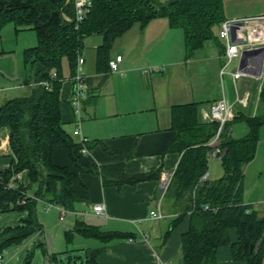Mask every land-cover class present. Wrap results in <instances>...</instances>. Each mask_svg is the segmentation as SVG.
<instances>
[{
    "label": "trees",
    "instance_id": "1",
    "mask_svg": "<svg viewBox=\"0 0 264 264\" xmlns=\"http://www.w3.org/2000/svg\"><path fill=\"white\" fill-rule=\"evenodd\" d=\"M74 13L73 0H0V34L5 26L14 24L16 32L30 30L37 39L35 46L22 52L24 68L30 73L26 81L31 86L30 91L0 106V130H8L11 151L10 165L2 170V175L6 181L16 173L27 172L29 177L27 186L19 183L16 189H6L0 184V212H15L21 216L18 224L0 228L1 253L6 247L20 245L34 234L42 233L37 215L40 201L73 211L75 203L81 200L73 189L76 171L96 172L95 166L85 162L82 145L64 130L60 111V93L66 77L64 60L72 78L86 38L93 35L103 38L96 52L99 73L110 69L109 52L117 38L134 25L146 27L156 18H166L170 27L183 30L188 59L209 41L219 43L220 52L224 54L225 46L218 36L221 24L227 19L224 0H167L163 3L96 0L78 27ZM53 71L57 73L56 79L50 78ZM44 81L50 83V89L40 84ZM260 104L261 115L238 112L225 124L220 135L224 175L203 183L200 180L209 170L210 142L219 124L201 120V103L176 105L172 109V127L177 135L171 150L182 156L166 195L183 207L167 234L190 214L189 229L181 238L184 264H214L218 249L226 244H230L234 260L263 264L264 217L243 204L242 185L244 167L254 159L260 129L264 127V79ZM237 122H245L249 128L248 134L238 139L231 132ZM59 149L68 151L76 171L55 163L54 154ZM157 174H140L130 181H146L156 178ZM120 180L126 181L125 178ZM29 194L37 199L27 197ZM21 201L25 203L19 204ZM231 229L237 231L235 243L230 242ZM77 235L104 245L135 237L133 233L103 231L82 219H77L73 228L65 231L67 245L73 243ZM38 245L51 264H60L63 253H49L44 243ZM103 250L85 251L84 256L69 254L67 260L69 264H97ZM30 257L27 256L26 264L31 262Z\"/></svg>",
    "mask_w": 264,
    "mask_h": 264
},
{
    "label": "crops",
    "instance_id": "2",
    "mask_svg": "<svg viewBox=\"0 0 264 264\" xmlns=\"http://www.w3.org/2000/svg\"><path fill=\"white\" fill-rule=\"evenodd\" d=\"M156 1L163 3L162 0ZM260 1L224 0L226 18L262 15L264 5L260 6ZM16 36V46L11 49L1 46L0 57L8 52L19 54L29 47L26 45L34 46L37 43L32 35L27 42L30 44L20 47L19 35ZM102 39L101 35H93L84 41L81 54L85 58V91L79 124L71 101L74 86L67 66L60 93L63 128L76 143L79 137H74L72 133L77 127L80 128L88 147V153H82L83 158L86 163L95 166L96 171H76L66 149H59L54 154L56 164L68 166L77 172L73 189L81 200L75 203L73 211L84 213V216L68 215L71 216L68 230L73 228L77 219H82L103 231L135 235L134 238L118 239L106 245L96 240L99 243L85 248L88 253L104 248L97 258V264H184L181 238L189 229L190 214L167 234L171 222L181 214L183 206L166 195L167 190L163 194V184L167 179L171 182L182 156L171 150L177 135L172 127V109L176 105L201 103V120L211 122L210 106L224 97L231 109V120L238 112L261 115L260 93L264 76L259 80L240 78L233 82V96L227 97L223 90L224 78L221 79L220 75L224 57L219 43L207 42L204 46L209 48L206 53H202L203 47L188 59L184 33L179 28L170 27L166 18L151 20L146 27L134 25L116 39L109 58L122 56L117 72L108 69L99 73L96 70V52ZM1 42H4L3 36ZM29 77L30 73L24 65L22 73L16 67H0V106L7 100L27 95L31 87L26 84ZM218 80L222 83V91L217 86ZM228 80L231 81V77ZM237 123L231 128L232 136L236 139L244 136L237 137L235 134L247 135L249 132L247 125L248 132ZM0 132L3 133V136L0 135L2 169L10 165L11 151L8 130L1 129ZM210 153L209 157H212ZM212 158L221 164L218 158ZM221 168L222 165L216 168L212 165L207 173L208 180L221 178L224 175ZM149 173L158 174L156 178L146 181H130L134 176ZM22 175V183L27 186L28 173L23 172ZM263 177L264 127L260 129L256 155L244 167L242 185L243 204L250 206L260 217H264ZM122 178L126 181H121ZM97 203L105 204L106 216L90 213L91 206ZM153 210L160 212L162 217H151ZM41 225L43 233L44 226ZM229 237L230 242L235 243L237 231L231 229ZM214 264L245 262L234 260L231 246L226 244L218 249Z\"/></svg>",
    "mask_w": 264,
    "mask_h": 264
},
{
    "label": "built area",
    "instance_id": "3",
    "mask_svg": "<svg viewBox=\"0 0 264 264\" xmlns=\"http://www.w3.org/2000/svg\"><path fill=\"white\" fill-rule=\"evenodd\" d=\"M96 0H73L75 13L74 21L76 27H78L90 13ZM219 39L224 43V63L222 65L220 75L223 79L226 75L231 77L234 83H236L242 77H251L257 80L262 79L264 76V14L250 17H243L238 19H226L218 31ZM238 61V66L235 71H228L229 65L234 61ZM122 61V56H117L115 59L109 61V68L112 72L119 71V64ZM151 72V71H150ZM51 79L57 78V73L53 71L50 75ZM73 82V94L72 104L74 107L76 122H80V113L82 109V100L85 91V58L80 53L77 58L76 73L71 78ZM41 85L50 89V83L47 81L40 82ZM210 121L217 122L219 124L218 131L210 143L212 147L210 155L214 158H218L221 161L223 151L221 149L220 135L223 131L225 124L231 120V109L226 98L222 97L209 108ZM79 126V125H78ZM74 137H79L78 144L82 145L81 153H88L87 139L81 136L80 128L77 127L72 133ZM9 167V166H7ZM5 167V168H7ZM0 169V184L4 185L6 189H16L19 183H22V173L14 174L9 180H5ZM208 180V174L206 173L201 178L200 182L203 183ZM170 180L163 184V194L168 189ZM27 197H33L27 195ZM39 200V199H38ZM46 205V211L51 208H56L60 215L59 220L64 221L68 215L78 214L81 217L84 213H76L74 211L65 209L59 205L46 203L40 201ZM24 204L25 201L18 202ZM204 209H209L206 205ZM90 213L94 216H106V207L104 203H97L91 206ZM150 216L154 218H161L162 215L158 211H151ZM40 234V233H38ZM0 264H11L7 261L4 255L0 252ZM164 264V263H161Z\"/></svg>",
    "mask_w": 264,
    "mask_h": 264
},
{
    "label": "rangeland",
    "instance_id": "4",
    "mask_svg": "<svg viewBox=\"0 0 264 264\" xmlns=\"http://www.w3.org/2000/svg\"><path fill=\"white\" fill-rule=\"evenodd\" d=\"M162 2H165V0H162ZM263 5H264V0L260 1V6H263ZM5 27H9V28H5ZM5 27L3 28L0 34V48L1 46H4L5 48L11 49L12 46L14 45L16 46V43H14L16 42V38H17L16 35H19L18 39L20 42V47L23 44H30V43H27L29 42L28 38L30 36L32 37L33 35V37H36L35 32L30 31V30H22V31L16 32L15 30L16 26L14 24H9V26L7 25ZM179 31L183 32L182 29H179ZM2 36H3L4 42H1ZM2 43L4 44L2 45ZM208 43H214V42L209 41ZM26 46H29L26 48L33 47L31 45H26ZM208 49H209L208 47H204L202 49V53H206ZM64 62H65V65L67 66L66 60H64ZM237 64H238V61L234 60L229 65L228 71H235L237 69ZM0 67L2 68L7 67L8 69L12 67H16V69H18L19 72L21 71L22 73V70H23L22 52L19 54H16L15 52H11V53L8 52L7 54H4L2 57H0ZM228 79H229L228 76H225L223 79V90L225 94L227 95V97H232L234 94V83L232 80L230 81ZM217 86L222 91L221 81L218 80ZM257 103L258 102L256 101V105ZM237 124L242 126L244 129H246V132H248V128L245 122H238ZM0 135L3 136V133L0 132ZM235 136L241 137L245 135L235 134ZM212 165H214L215 168L217 165H220L221 167V164L218 160H215L212 157H209V171ZM221 169L223 170V168ZM45 207L46 205L44 203L43 204L39 203L37 207V215H38L39 222H41L44 226L43 233L41 234L36 233L34 234L33 237L25 240L22 244L11 245L2 250V254L4 255L5 259L9 261L11 264H26V258L28 255L31 256L30 257L31 262L29 264H51L44 256L42 247L38 245L40 242L44 243L49 253H63L60 256L61 258L60 264H69L67 260V257L69 254L75 255V256H84L85 248H92V246H94V243L97 242L96 240H93V239L92 240L85 239V238L76 236L73 244L67 245L65 241V237H64V231L69 229L67 227V224L69 223L68 221L71 218V216H68L63 222L59 221L58 220L59 211L56 208H51L49 211H46ZM20 218L21 216H19L15 212H8V213L0 212V228H3L4 226H14L19 223ZM87 221L92 222L90 219H87ZM67 250H72V251L70 253H65V251ZM71 264H74V263H71Z\"/></svg>",
    "mask_w": 264,
    "mask_h": 264
}]
</instances>
